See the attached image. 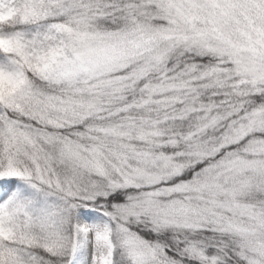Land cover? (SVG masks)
Here are the masks:
<instances>
[{
	"label": "snow or ice",
	"instance_id": "1",
	"mask_svg": "<svg viewBox=\"0 0 264 264\" xmlns=\"http://www.w3.org/2000/svg\"><path fill=\"white\" fill-rule=\"evenodd\" d=\"M0 264H264V0H0Z\"/></svg>",
	"mask_w": 264,
	"mask_h": 264
}]
</instances>
